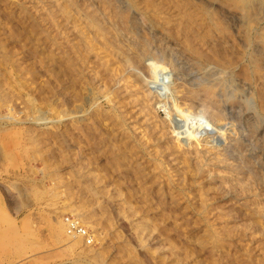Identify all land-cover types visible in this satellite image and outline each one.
I'll return each mask as SVG.
<instances>
[{"label":"rangeland","instance_id":"obj_1","mask_svg":"<svg viewBox=\"0 0 264 264\" xmlns=\"http://www.w3.org/2000/svg\"><path fill=\"white\" fill-rule=\"evenodd\" d=\"M0 264H264V0H0Z\"/></svg>","mask_w":264,"mask_h":264},{"label":"bare ground","instance_id":"obj_2","mask_svg":"<svg viewBox=\"0 0 264 264\" xmlns=\"http://www.w3.org/2000/svg\"><path fill=\"white\" fill-rule=\"evenodd\" d=\"M155 103H156V102H155ZM180 123H181V122H180ZM176 125H177V124H176ZM189 127H190V126H189ZM184 129H185V128H184ZM183 131H184V130H183ZM187 131H188V130H187ZM185 132H186V131H185ZM188 132H189V131H188ZM188 135H189V134H187V137H188ZM189 136H190V135H189ZM182 137H184V136H182ZM185 139H187V138H185ZM73 224H74V223H73ZM71 226H72V225H71ZM71 226H70V227H71ZM67 231H68V230H67ZM71 234H72V233H71ZM77 234H78V233H77ZM68 235H69V234H68ZM78 235H79V234H78Z\"/></svg>","mask_w":264,"mask_h":264},{"label":"built area","instance_id":"obj_3","mask_svg":"<svg viewBox=\"0 0 264 264\" xmlns=\"http://www.w3.org/2000/svg\"><path fill=\"white\" fill-rule=\"evenodd\" d=\"M71 230H72V231L75 230V227H73Z\"/></svg>","mask_w":264,"mask_h":264}]
</instances>
